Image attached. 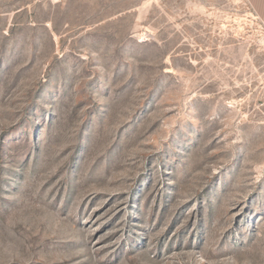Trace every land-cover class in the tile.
Here are the masks:
<instances>
[{"label":"rangeland","instance_id":"rangeland-1","mask_svg":"<svg viewBox=\"0 0 264 264\" xmlns=\"http://www.w3.org/2000/svg\"><path fill=\"white\" fill-rule=\"evenodd\" d=\"M0 264H264L249 0H0Z\"/></svg>","mask_w":264,"mask_h":264},{"label":"crops","instance_id":"crops-1","mask_svg":"<svg viewBox=\"0 0 264 264\" xmlns=\"http://www.w3.org/2000/svg\"><path fill=\"white\" fill-rule=\"evenodd\" d=\"M256 12L264 20V0H249Z\"/></svg>","mask_w":264,"mask_h":264}]
</instances>
